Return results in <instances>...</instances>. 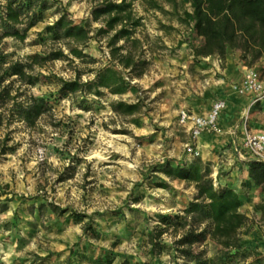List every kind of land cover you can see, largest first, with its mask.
Listing matches in <instances>:
<instances>
[{"label": "rangeland", "instance_id": "rangeland-1", "mask_svg": "<svg viewBox=\"0 0 264 264\" xmlns=\"http://www.w3.org/2000/svg\"><path fill=\"white\" fill-rule=\"evenodd\" d=\"M47 1L49 8L23 41L5 37L0 42L8 62H29L33 54L58 49L67 54L34 64L29 70L36 78L32 85L15 76L5 82L13 95L21 93L19 99L43 96L48 107L29 126L16 117L7 121L0 103V264H172L171 254L151 257L146 233L158 217L178 213L196 195L192 185L171 180L159 169L168 160L197 158L186 153L189 137L178 113L197 95L195 64L203 58H194L193 47L202 39L170 14L167 2L158 0L164 10H157L147 0L134 1L141 24L134 34L140 44L133 49L147 59L145 72L131 78L132 88L124 94L105 89L98 96L88 89L62 93L61 80L79 75L85 83L104 65L121 68L110 63L108 35L92 37L76 58L66 41L45 34L63 9L74 22H89L94 34L100 22L91 18L93 0ZM4 3L0 0V6ZM117 101H139L142 108L124 115L112 109ZM208 163L213 180L226 185L230 171ZM161 181L167 186H157ZM257 204L239 230L249 255L226 264H264V219ZM51 205L64 212H53ZM73 213L87 216L77 221ZM88 217L97 238L83 233ZM215 250L208 245L207 255Z\"/></svg>", "mask_w": 264, "mask_h": 264}, {"label": "trees", "instance_id": "trees-1", "mask_svg": "<svg viewBox=\"0 0 264 264\" xmlns=\"http://www.w3.org/2000/svg\"><path fill=\"white\" fill-rule=\"evenodd\" d=\"M93 1L91 18L100 22L94 34L89 22H74L64 9L52 24L45 27V34L54 41H66L69 54L76 58L83 55V47L92 37L108 35L106 45L110 63H116L121 69L113 64L104 65L97 70L93 80L85 83L79 75L61 80L60 90L62 93H75L88 89L98 96L105 89L111 94H124L132 88L131 78L141 77L148 63L133 49L140 44V39L134 35L141 24V18L133 11V2L137 0ZM163 1L171 5L170 14L177 16L179 23L202 39L198 46L193 47L195 59L216 56L224 61L227 51L233 50L239 52V59L245 66L253 67L264 57V0ZM147 3L151 9L164 10L158 0H147ZM48 8L47 0H5L0 6V42L5 37L23 41ZM120 41L124 43L119 44ZM66 56L58 49L48 55L33 54L29 56V62H8L0 47V103L6 107L7 121L16 117L32 126L46 112L48 104L43 96L29 95L19 99L21 93L13 95L6 80L15 76L17 81L32 85L36 78L29 70L34 64L41 66L47 60ZM125 72L130 75L129 79ZM111 107L118 113L132 115L139 113L142 105L139 101H117ZM245 164L248 181L260 189L262 197L255 209L264 219V161L250 158ZM159 170L171 180H182L192 185L196 195L178 213L158 217L155 225L147 229L151 257H159L165 252L171 254L172 264H226L236 258H247L249 249L239 239V230L247 221L246 215L240 211L242 201L227 184L222 185L217 179L214 185L209 163L199 157L180 163L168 160ZM157 186L164 188L167 183L161 181ZM51 210L60 214L64 212L54 205H51ZM72 216L82 221L87 215L73 213ZM92 223V218L88 217L83 233L97 238L99 233ZM210 244L216 247L211 257L207 255Z\"/></svg>", "mask_w": 264, "mask_h": 264}, {"label": "crops", "instance_id": "crops-1", "mask_svg": "<svg viewBox=\"0 0 264 264\" xmlns=\"http://www.w3.org/2000/svg\"><path fill=\"white\" fill-rule=\"evenodd\" d=\"M253 67L264 79V57ZM195 68L200 76L196 89H193L197 95L186 110L194 115H204L214 101H225V108L218 118L222 132H204L197 139L200 157L204 162H211L215 169L230 171L226 175V184L238 193L242 201L240 211L248 216L253 212L254 205L260 202L262 195L260 189L248 181L245 159L241 157V117L252 98L250 95L238 94L232 85L242 81L245 65L239 59V52L228 50L224 61L207 57L196 63ZM248 125L254 132L264 130V100L251 107ZM183 131L188 135L185 129Z\"/></svg>", "mask_w": 264, "mask_h": 264}, {"label": "built area", "instance_id": "built-area-1", "mask_svg": "<svg viewBox=\"0 0 264 264\" xmlns=\"http://www.w3.org/2000/svg\"><path fill=\"white\" fill-rule=\"evenodd\" d=\"M233 89L240 95H250L251 101L241 117L242 127V150L241 154L245 161L247 159H257L264 161V130L254 132L248 125L250 109L253 105L264 100V79L254 67L245 66V73L240 83L232 85ZM225 108L224 100H216L208 113L204 115H194L186 109H181L178 113L180 125L188 133V141L185 150L191 157H199L200 152L197 148L198 137L206 133L219 134L222 132L218 124L221 111ZM217 184L214 178V185Z\"/></svg>", "mask_w": 264, "mask_h": 264}]
</instances>
